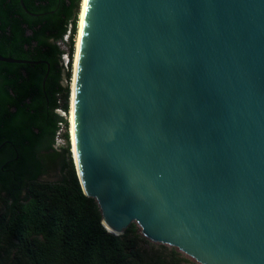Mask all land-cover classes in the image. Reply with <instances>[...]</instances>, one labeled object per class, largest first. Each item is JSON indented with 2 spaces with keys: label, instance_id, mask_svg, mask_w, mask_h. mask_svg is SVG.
Here are the masks:
<instances>
[{
  "label": "water",
  "instance_id": "95a60500",
  "mask_svg": "<svg viewBox=\"0 0 264 264\" xmlns=\"http://www.w3.org/2000/svg\"><path fill=\"white\" fill-rule=\"evenodd\" d=\"M72 120L109 232L264 264V0H86Z\"/></svg>",
  "mask_w": 264,
  "mask_h": 264
},
{
  "label": "trees",
  "instance_id": "16d2710c",
  "mask_svg": "<svg viewBox=\"0 0 264 264\" xmlns=\"http://www.w3.org/2000/svg\"><path fill=\"white\" fill-rule=\"evenodd\" d=\"M21 1L0 0V54L28 60H0V160L8 159L0 169V258L6 264H198L172 246H144L134 221L118 234L102 225L75 172L69 121L56 110L69 112L70 90L61 78L69 77L82 0ZM64 34L66 49L57 42ZM57 136L66 152L60 178L38 179L44 153L57 155Z\"/></svg>",
  "mask_w": 264,
  "mask_h": 264
},
{
  "label": "rangeland",
  "instance_id": "374dc122",
  "mask_svg": "<svg viewBox=\"0 0 264 264\" xmlns=\"http://www.w3.org/2000/svg\"><path fill=\"white\" fill-rule=\"evenodd\" d=\"M66 37V36H64ZM63 37V38H64ZM60 45V47H62L63 49H66V41H65V38H64V41L62 40H59L57 41ZM76 43V42H75ZM73 53V52H72ZM62 59H63V68H64V71L66 70V60H67V56L65 53H63L62 55ZM74 56V54H73ZM72 57V55H71ZM74 58V57H73ZM73 58H72V62L70 60V65L68 67L69 69V77L66 79L64 78V73L62 75V78H61V82L63 85H66L67 86V89H68V94H69V90H70V85H71V78H72V67H73ZM70 106V104H69ZM57 112H59L63 117L66 118V121L68 123L69 121V118H68V114L69 112L66 111L64 112L61 108H57L56 109ZM61 125V129H62V124ZM63 144V139L59 136H57L55 138V149L57 151V155L55 158H51L50 156H48V153H44V169L42 171V173L38 176V179H41V180H56V179H59L60 178V175H61V171L59 169V164H58V161L60 159V157L62 155H66V152L63 151L61 148H60V145ZM70 151V150H69ZM47 154V155H46ZM71 154V153H70ZM72 155V154H71ZM135 222V221H134ZM135 224L138 226V224L135 222ZM139 227V226H138ZM144 236V235H143ZM144 239L145 241L143 242L144 246L146 247H151L153 249H155L158 245V243H161V242H157V241H153L149 238H147L146 236H144ZM164 244L167 248L169 247H174L181 255H183L184 257H186L188 259V262H196L198 264H200L198 261H196L193 257L187 255L186 253H184L183 251L179 250L177 247L173 246V245H169V244H166V243H162ZM0 264H6L5 261L3 260V258H0Z\"/></svg>",
  "mask_w": 264,
  "mask_h": 264
},
{
  "label": "bare ground",
  "instance_id": "6f19581e",
  "mask_svg": "<svg viewBox=\"0 0 264 264\" xmlns=\"http://www.w3.org/2000/svg\"><path fill=\"white\" fill-rule=\"evenodd\" d=\"M86 0H82L81 2V8L79 13V20H78V30L76 35V43H75V50H74V58H73V67H72V78H71V85H70V95H69V134H70V148H71V154L72 158L75 164V167H77L76 157H75V145H74V139H73V94H74V84H75V74H76V62H77V52H78V44H79V38H80V31H81V25H82V18H83V11L85 8Z\"/></svg>",
  "mask_w": 264,
  "mask_h": 264
},
{
  "label": "flooded vegetation",
  "instance_id": "af4514ba",
  "mask_svg": "<svg viewBox=\"0 0 264 264\" xmlns=\"http://www.w3.org/2000/svg\"><path fill=\"white\" fill-rule=\"evenodd\" d=\"M7 163H8V159L1 158V160H0V169H2L4 167V165H7Z\"/></svg>",
  "mask_w": 264,
  "mask_h": 264
},
{
  "label": "built area",
  "instance_id": "2783aa9c",
  "mask_svg": "<svg viewBox=\"0 0 264 264\" xmlns=\"http://www.w3.org/2000/svg\"><path fill=\"white\" fill-rule=\"evenodd\" d=\"M64 36H67V34H64ZM64 36H63V37H64ZM64 38L66 39V37H64Z\"/></svg>",
  "mask_w": 264,
  "mask_h": 264
}]
</instances>
